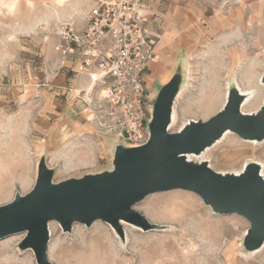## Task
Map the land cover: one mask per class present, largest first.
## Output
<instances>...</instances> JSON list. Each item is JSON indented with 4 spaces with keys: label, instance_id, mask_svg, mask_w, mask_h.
Wrapping results in <instances>:
<instances>
[{
    "label": "rangeland",
    "instance_id": "obj_1",
    "mask_svg": "<svg viewBox=\"0 0 264 264\" xmlns=\"http://www.w3.org/2000/svg\"><path fill=\"white\" fill-rule=\"evenodd\" d=\"M96 2L0 0V206L32 190L42 156L55 169L56 182L112 168L116 139L89 122L83 102L90 77L79 70L78 57L62 60L55 51L63 28L84 30ZM141 3L159 56L147 80L150 99L174 74L184 77L172 132L215 116L233 86L254 89V103L245 110H259L264 102V0ZM252 142L234 134L193 159L209 162L220 173L241 172L250 162L264 163V143ZM234 152L240 158L226 161ZM136 210L166 229L144 233L123 226L122 243L102 221L91 228L75 224L70 234L53 222L52 263L264 264V250L252 255L242 250L248 220L215 214L195 193L152 194ZM24 237L0 241V264H37L31 250L19 249Z\"/></svg>",
    "mask_w": 264,
    "mask_h": 264
},
{
    "label": "water",
    "instance_id": "obj_2",
    "mask_svg": "<svg viewBox=\"0 0 264 264\" xmlns=\"http://www.w3.org/2000/svg\"><path fill=\"white\" fill-rule=\"evenodd\" d=\"M261 82L264 85V75ZM183 85L180 72L161 85L150 103L148 142L135 147L115 142L109 170L56 182L55 169L42 156L32 190L0 206V241L24 234L19 249L31 250L37 264H53L49 256L53 222L70 234L75 224L91 228L102 221L125 243L123 223L144 233L166 229L137 211V204L152 194L184 190L198 195L215 214H236L248 220L242 250L249 255L260 251L264 246L261 166L250 162L240 174H223L207 161L190 160L189 155L201 156L227 132L244 141L264 142V102L257 112L244 113L246 97L233 86L215 116L205 122L189 121L172 132L174 107Z\"/></svg>",
    "mask_w": 264,
    "mask_h": 264
},
{
    "label": "built area",
    "instance_id": "obj_3",
    "mask_svg": "<svg viewBox=\"0 0 264 264\" xmlns=\"http://www.w3.org/2000/svg\"><path fill=\"white\" fill-rule=\"evenodd\" d=\"M144 9L141 0H97L84 30L66 26L55 47L62 60L78 57L79 70L93 83L83 100L89 122L131 147L149 140L147 80L159 61Z\"/></svg>",
    "mask_w": 264,
    "mask_h": 264
},
{
    "label": "bare ground",
    "instance_id": "obj_4",
    "mask_svg": "<svg viewBox=\"0 0 264 264\" xmlns=\"http://www.w3.org/2000/svg\"><path fill=\"white\" fill-rule=\"evenodd\" d=\"M11 7H13V4L11 5ZM92 86H93V83H92V81L91 82H89L88 84H87V86L85 87L86 88V90L87 91H89V90H91V88H92ZM262 86L264 87V85L262 84ZM238 90L240 91V93L241 94H243L245 97H246V100H245V102H244V105H243V107H242V111L244 112V113H248V112H246V107H248V106H252V104L254 103V100H255V98H256V94H255V91H254V89H252V88H250L249 90H244V89H242V88H240V87H238ZM228 94V93H227ZM176 109H175V107H174V112H173V117H172V124L174 123V121L176 120ZM171 128H172V125H171ZM234 135V133H232V132H227L225 135H224V137L217 143V144H219V143H221V142H223L224 140H226L227 138H229L230 136H233ZM243 141V140H242ZM249 144L251 143V142H248ZM253 144H255V143H257V142H255V141H253L252 142ZM262 143H264V142H262ZM209 149H207L201 156H204V154H206V152L208 151ZM193 156H195V155H189V159L190 160H193L194 161V159H193ZM228 156H231V158L230 157H227V160L226 161H230V162H235L236 161V159L235 158H240V155H238L237 154V152H234V153H230ZM201 162H204V161H201ZM255 163H257V164H259L260 166H261V175L264 177V163H259V162H255ZM246 166V165H245ZM227 173V172H226ZM234 174H240V173H242V171L241 172H233ZM223 174H225V173H223ZM123 226H131V225H128V224H125V223H123ZM131 227H134V226H131ZM134 228H136V227H134ZM136 229H138V230H140L139 228H136ZM50 231H51V234H52V226L50 225ZM142 231V230H141ZM262 250H264V246H263V248L260 250V251H257V252H254L255 254L256 253H258V252H261ZM254 254V255H255Z\"/></svg>",
    "mask_w": 264,
    "mask_h": 264
},
{
    "label": "crops",
    "instance_id": "obj_5",
    "mask_svg": "<svg viewBox=\"0 0 264 264\" xmlns=\"http://www.w3.org/2000/svg\"><path fill=\"white\" fill-rule=\"evenodd\" d=\"M148 16H149V14H148ZM150 18V17H149ZM151 19V18H150ZM152 22V21H151ZM151 23H150V26H149V31H150V33L153 35V30L151 31V29H152V27H151ZM154 36V35H153ZM153 68V67H152ZM151 72H153V69H152V71ZM152 75V74H151Z\"/></svg>",
    "mask_w": 264,
    "mask_h": 264
}]
</instances>
